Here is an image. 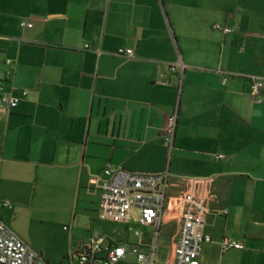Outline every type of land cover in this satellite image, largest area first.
<instances>
[{"label": "crops", "instance_id": "0c3cea01", "mask_svg": "<svg viewBox=\"0 0 264 264\" xmlns=\"http://www.w3.org/2000/svg\"><path fill=\"white\" fill-rule=\"evenodd\" d=\"M7 73L25 96L0 109V219L19 239L22 211L62 227L66 247L51 254L21 239L45 264H77L90 235L152 245L154 227L137 245L150 226L99 218L107 164L167 173L155 239L165 227L164 264L182 194L206 195L200 264H264V0H0ZM252 78L263 80L255 96ZM102 223L128 229L114 241ZM224 239L241 249L223 250Z\"/></svg>", "mask_w": 264, "mask_h": 264}, {"label": "built area", "instance_id": "2783aa9c", "mask_svg": "<svg viewBox=\"0 0 264 264\" xmlns=\"http://www.w3.org/2000/svg\"><path fill=\"white\" fill-rule=\"evenodd\" d=\"M20 25L22 26V23ZM224 32L228 33L229 30L225 29ZM117 53H124L128 58L132 56L131 50L124 52L118 50ZM9 79L8 73L0 79L1 110L15 107L20 97L25 96L24 92L14 94L11 87L5 86ZM262 85L261 78H252L248 89L249 94L253 96L258 94ZM174 120L173 115L164 136L169 149L173 138ZM166 176V172H132L107 164L100 174L99 218L154 227L153 243L145 247L143 251L133 244L129 246L109 244L100 234L90 235L81 242L74 253L77 264H156L155 239L164 203ZM180 197L182 211L178 213V230L172 264H200L202 245L210 240L209 236L202 231L206 215V195L195 197L192 194H182ZM0 206L9 207L6 203ZM225 212L226 210L222 211V213ZM134 234L138 235V232L135 231ZM222 249H241V245L230 239H224ZM71 255H68L69 258ZM0 264L45 263L0 219Z\"/></svg>", "mask_w": 264, "mask_h": 264}, {"label": "rangeland", "instance_id": "374dc122", "mask_svg": "<svg viewBox=\"0 0 264 264\" xmlns=\"http://www.w3.org/2000/svg\"><path fill=\"white\" fill-rule=\"evenodd\" d=\"M163 217L166 220H168V222H172L171 217L166 215H164ZM96 227L99 226L96 225ZM12 228L18 235L21 236V239L27 245H29L32 249H34L36 252L40 253L41 255L43 254V252L46 254L48 253L51 254L56 251H59L63 247H66L65 234L61 233L62 227H56L53 224H46L44 222H41V220L36 218L34 214H31L27 211H22V213H20V215L18 216V220L15 222L14 225H12ZM101 228L102 230L99 229L96 231H103L105 234L111 236L112 238L111 240L115 241L120 237H115L113 234L110 233L111 232L126 233L128 229V225L126 226L123 224L113 225L109 223H102ZM63 229L66 231V234L68 235L69 226L66 225ZM172 229H173L172 225L168 226V230L166 231V233L171 234ZM164 230L165 227H163L161 231L158 233L159 238L157 241L156 253H155L156 264H164V261L168 260L170 255L169 249L171 245H169V240L167 239L168 237L167 234L164 233ZM141 232H142L141 239H135L134 243H136L137 245L146 244V243L149 244L150 241L148 239V235L153 232L152 227H143L141 229ZM138 242H142V243L138 244ZM63 263L66 264L65 262Z\"/></svg>", "mask_w": 264, "mask_h": 264}, {"label": "bare ground", "instance_id": "6f19581e", "mask_svg": "<svg viewBox=\"0 0 264 264\" xmlns=\"http://www.w3.org/2000/svg\"><path fill=\"white\" fill-rule=\"evenodd\" d=\"M19 238V237H18ZM30 248V247H29Z\"/></svg>", "mask_w": 264, "mask_h": 264}]
</instances>
